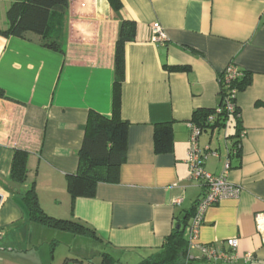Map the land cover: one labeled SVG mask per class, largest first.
<instances>
[{
	"label": "crops",
	"instance_id": "0c3cea01",
	"mask_svg": "<svg viewBox=\"0 0 264 264\" xmlns=\"http://www.w3.org/2000/svg\"><path fill=\"white\" fill-rule=\"evenodd\" d=\"M14 0H0V29L8 28ZM68 0L60 50L44 37L0 34V264H139L161 249L176 221L191 212L205 187L190 177L187 151L197 108L219 107V76L230 64L251 76L237 95L241 123L205 129L203 167L225 172L241 187L236 198L208 208L198 245L230 252L239 239L246 263L264 264V0ZM123 19L137 24L125 45L120 116L129 122L127 159L116 183H99L93 197L74 201L66 176L77 171L88 116L113 113L116 43ZM159 22L167 40H153ZM58 34V33H56ZM165 66H186L169 71ZM172 123L174 147L154 150V128ZM28 151V177L10 178L15 150ZM227 165L230 167L227 168ZM35 183L42 208L59 219L85 224L81 234L30 219L23 200ZM181 198L180 203L176 199ZM110 256V258H111ZM202 250L188 264H207Z\"/></svg>",
	"mask_w": 264,
	"mask_h": 264
},
{
	"label": "trees",
	"instance_id": "16d2710c",
	"mask_svg": "<svg viewBox=\"0 0 264 264\" xmlns=\"http://www.w3.org/2000/svg\"><path fill=\"white\" fill-rule=\"evenodd\" d=\"M112 8L119 11L121 0H109ZM68 0H14L7 10L8 28L0 29L4 36L26 38L28 32H34L44 37V45L60 50L56 35L62 33L64 13ZM137 24L123 19L119 37L116 43L114 102L113 113L106 116L91 111L86 124L84 140L79 150V166L75 173L66 176L67 188L73 201L78 197H93L99 183H116L119 181V171L127 159L129 122L120 116L122 84L125 80V45L136 37ZM58 33V34H56ZM169 71H185L186 66H165ZM242 77L226 82L225 72L219 76L220 93L219 107L224 105V99L229 97L236 104L235 110L229 113L224 108H197L191 121L202 131L209 127L224 126L232 122L235 127L241 123L240 110L237 105V95L251 84V76L242 72ZM0 97L6 98L0 89ZM214 116V121H209ZM174 147V128L172 123H158L154 128V150L157 154L169 153ZM28 151L15 150L10 178L17 183H24L28 177ZM23 200L29 211L30 219L45 225L72 230L81 234H95V231L83 223L72 219H59L49 215L41 206L35 183L28 189ZM198 202V201H197ZM197 202L191 212L175 222L170 235L165 239L161 249L154 252L139 264H188L189 239L188 227L197 208ZM105 254L104 264L115 260ZM205 260V259H203ZM206 261V260H205ZM207 263V262H206ZM208 264V263H207Z\"/></svg>",
	"mask_w": 264,
	"mask_h": 264
},
{
	"label": "built area",
	"instance_id": "2783aa9c",
	"mask_svg": "<svg viewBox=\"0 0 264 264\" xmlns=\"http://www.w3.org/2000/svg\"><path fill=\"white\" fill-rule=\"evenodd\" d=\"M153 28V40L156 43H164L167 40V34L164 27L159 23L155 22L152 25ZM225 72L226 82L233 81L242 77L243 73L238 69L234 64H230ZM236 104L234 101L229 99L226 96L224 99V105L222 108L227 110L229 113L234 112ZM222 108H218L217 111L220 112ZM214 116H210L209 121L212 123L214 121ZM202 129L195 123L191 122L190 124V138L189 146L187 151V163L189 166L190 177L200 182L205 187V192L200 197L197 202V208L194 216L190 220L188 227V239H189V257L190 251L193 248H200L203 253V258L208 264H217V261L224 259L225 261L235 262L240 257L246 262L249 263L254 258L252 253H245L244 255H239L237 250L239 248V239L230 238L226 241L227 246L230 249V252H221L218 249H215L213 246L207 245H198L195 241L198 238L200 227L202 225L204 216L208 208L214 204L219 203L220 201L226 198H236L239 197L241 193V187L232 184L228 177L227 173L221 175H214L209 171H206L203 167V152L199 144V138L202 134ZM230 166L227 165V168ZM181 198L176 199V203H180ZM257 223L259 229L264 235V214L257 215ZM1 234V233H0Z\"/></svg>",
	"mask_w": 264,
	"mask_h": 264
},
{
	"label": "water",
	"instance_id": "95a60500",
	"mask_svg": "<svg viewBox=\"0 0 264 264\" xmlns=\"http://www.w3.org/2000/svg\"><path fill=\"white\" fill-rule=\"evenodd\" d=\"M2 198H3V197H2V195L0 194V204H1Z\"/></svg>",
	"mask_w": 264,
	"mask_h": 264
}]
</instances>
